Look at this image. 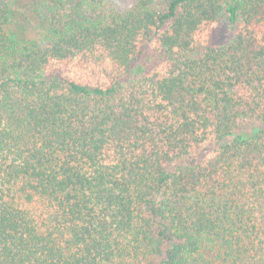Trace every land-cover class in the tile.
<instances>
[{
    "label": "trees",
    "instance_id": "trees-1",
    "mask_svg": "<svg viewBox=\"0 0 264 264\" xmlns=\"http://www.w3.org/2000/svg\"><path fill=\"white\" fill-rule=\"evenodd\" d=\"M21 1L0 0V264H264V0Z\"/></svg>",
    "mask_w": 264,
    "mask_h": 264
},
{
    "label": "rangeland",
    "instance_id": "rangeland-1",
    "mask_svg": "<svg viewBox=\"0 0 264 264\" xmlns=\"http://www.w3.org/2000/svg\"><path fill=\"white\" fill-rule=\"evenodd\" d=\"M131 1V0H128ZM23 3V0L21 1ZM35 22L32 18L29 16L23 14L22 12L16 13L15 17L13 18L12 23L10 24V29L12 32H14L16 35H18L21 38L25 39H36L37 34L36 30L34 28ZM227 23L223 22L220 27L217 30L216 37L217 42L222 43L227 40L229 30L227 27ZM231 137L224 138V140H230ZM216 145V143H211L210 145L203 148L199 153V158L204 156V154L208 153L211 148H213ZM161 260L160 256H154L150 262L146 264H159Z\"/></svg>",
    "mask_w": 264,
    "mask_h": 264
}]
</instances>
